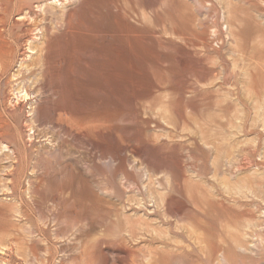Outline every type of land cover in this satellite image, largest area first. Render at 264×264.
Returning <instances> with one entry per match:
<instances>
[{"label": "rangeland", "instance_id": "374dc122", "mask_svg": "<svg viewBox=\"0 0 264 264\" xmlns=\"http://www.w3.org/2000/svg\"><path fill=\"white\" fill-rule=\"evenodd\" d=\"M72 1L0 0V264H264V0H105L143 64L93 38L45 84Z\"/></svg>", "mask_w": 264, "mask_h": 264}, {"label": "bare ground", "instance_id": "6f19581e", "mask_svg": "<svg viewBox=\"0 0 264 264\" xmlns=\"http://www.w3.org/2000/svg\"><path fill=\"white\" fill-rule=\"evenodd\" d=\"M114 6L109 2L106 3L105 0H100L99 3H97L96 0H73L70 2L69 8H67L66 11L60 14H54V12L51 13L58 21L54 24V29L52 28V31L54 32L50 33V38L44 47L45 61L44 67L41 70L44 77L43 83L49 84L54 82L61 87V75H51L52 55L54 56L53 60H55L54 63H56V65H60L67 60V63L71 68L76 67L80 63L81 50L84 49L82 45L89 43L93 38H97V40L107 39L106 42H100L101 44L97 45L102 48V44L105 45L106 43L107 46L105 48L108 52H105V55H112L111 53H114L122 58H125L126 56L130 58V56H132L135 57L140 64H143L144 57H146V49L144 47L146 37L144 32L140 30L139 27L134 28V26L131 27L132 25L129 26L126 23L127 21L125 22L123 16H121L118 8L114 9ZM103 12L106 16H109L108 18L111 22V28L109 30L105 28L106 25L104 24V18H102ZM97 46L92 42V44H89L88 49L91 50ZM110 62V60L107 61L109 66L114 65ZM24 86L25 91L22 86L18 87L16 92L17 98H25L28 93L33 92V89H31L28 83L24 84ZM57 96L58 99L56 102L54 101V105L58 108L64 106L66 104L64 93L59 91ZM35 105L36 106L32 110L33 116H36L39 112L43 111L50 113V109L52 110V107L48 103L39 104V101H37ZM6 149H8V147L0 146L1 151ZM124 253L130 254V256L134 255V251L127 248L124 250Z\"/></svg>", "mask_w": 264, "mask_h": 264}]
</instances>
